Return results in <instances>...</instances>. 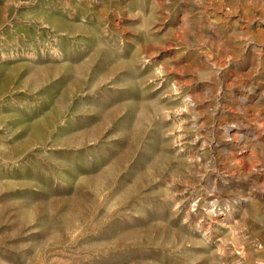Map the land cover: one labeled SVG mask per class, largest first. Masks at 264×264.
<instances>
[{"label": "rangeland", "instance_id": "obj_1", "mask_svg": "<svg viewBox=\"0 0 264 264\" xmlns=\"http://www.w3.org/2000/svg\"><path fill=\"white\" fill-rule=\"evenodd\" d=\"M0 264H264V0H0Z\"/></svg>", "mask_w": 264, "mask_h": 264}]
</instances>
